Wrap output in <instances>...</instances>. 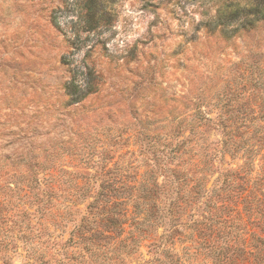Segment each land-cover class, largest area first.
<instances>
[{
    "label": "rangeland",
    "instance_id": "1",
    "mask_svg": "<svg viewBox=\"0 0 264 264\" xmlns=\"http://www.w3.org/2000/svg\"><path fill=\"white\" fill-rule=\"evenodd\" d=\"M254 1L0 0V154L15 157L21 151L19 144H24V155L30 145L36 152L57 145L55 151L60 152L59 142L73 147L87 136L96 147L102 142L107 146V161L117 160L130 171L148 145L146 139L142 142L141 136H134L141 126L168 124L172 117H176L172 125L182 119L194 122L190 115L196 111L216 118L228 98L231 109L246 108L242 105L248 92L244 82L264 68V21L235 32L230 29L236 22H228L223 32L221 25L212 28L210 21L228 4ZM88 2L94 4L89 11ZM85 65L93 70L91 84L96 91L67 106L63 85L74 79L84 87ZM202 128L206 139H221L219 129ZM106 133L121 136L116 140ZM61 158L68 161L69 157ZM245 160L249 159L241 151L226 152L215 163L234 169ZM81 171L93 172L87 167ZM88 201L66 202L72 214L60 225L47 217L46 227L33 228V253L51 259V264H100L103 260L93 256V262L82 244H57L68 239L83 214L92 216L85 210ZM52 204L57 213L62 211L55 200ZM179 229L185 231L182 225ZM26 233L31 239L29 229ZM25 240L18 239L16 251L6 253L8 263L32 261L27 258L30 244ZM188 244L176 242L164 248L176 252L181 264H215L208 257L185 260L181 248ZM60 249L66 252H57ZM139 251L124 256V264L150 258L145 246ZM157 255L169 264L161 253ZM221 264L235 263L225 259Z\"/></svg>",
    "mask_w": 264,
    "mask_h": 264
},
{
    "label": "trees",
    "instance_id": "2",
    "mask_svg": "<svg viewBox=\"0 0 264 264\" xmlns=\"http://www.w3.org/2000/svg\"><path fill=\"white\" fill-rule=\"evenodd\" d=\"M87 4L89 11L94 4ZM225 7L210 21L212 28L221 25L224 32L231 21L236 22L230 29L235 32L264 21V0ZM240 11L244 12L241 18ZM84 67L88 77L84 87L74 79L63 85L67 106L96 91L91 84L93 70ZM262 73L264 68L244 82L248 92L242 105L246 108L231 109L228 98L216 118L196 111L190 115L194 122L182 119L172 125L176 120L172 117L168 124L141 126L134 131V136H141L142 142L146 139L148 145L140 150L142 157L130 171L117 160L107 161V146L102 142L98 148L87 136L81 137V145L73 147L59 142L60 152L55 151L57 145L37 152L30 145L28 155H24V144H19L21 151L15 157H11L12 153L0 154V264H13L8 263L10 257L6 253L16 251V241L24 238L30 244L27 258L32 260L24 264H51V259L44 260L42 254L33 253L31 243L36 235L32 229L46 227L47 217L60 225L72 214V207L66 202L84 198H90L85 210L92 216L83 214L68 239L57 244H82L93 262L95 256L103 260L100 264H124V256L140 254L139 249L145 246L150 258L137 264H166L158 253L169 264H181V257L164 247L189 242L181 248L188 261L208 257L215 264L225 259L235 264H264ZM206 125L220 130L218 142L206 139V129L202 128ZM106 136L119 140L121 135ZM238 151L249 160L234 169L216 165V161L221 162L222 153L234 155ZM41 154L42 161L38 159ZM64 155L68 161L59 159ZM70 166L79 169H69ZM85 167L93 172L83 173L81 168ZM24 169L29 173L25 175ZM52 200L62 211H55ZM27 229L32 233L31 239ZM102 249L105 253L99 254L97 251Z\"/></svg>",
    "mask_w": 264,
    "mask_h": 264
}]
</instances>
